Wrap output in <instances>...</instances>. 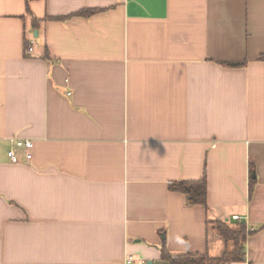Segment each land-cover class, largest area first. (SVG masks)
<instances>
[{
    "label": "crops",
    "instance_id": "1",
    "mask_svg": "<svg viewBox=\"0 0 264 264\" xmlns=\"http://www.w3.org/2000/svg\"><path fill=\"white\" fill-rule=\"evenodd\" d=\"M263 55L264 0H0V264H264Z\"/></svg>",
    "mask_w": 264,
    "mask_h": 264
},
{
    "label": "trees",
    "instance_id": "2",
    "mask_svg": "<svg viewBox=\"0 0 264 264\" xmlns=\"http://www.w3.org/2000/svg\"><path fill=\"white\" fill-rule=\"evenodd\" d=\"M97 10H83L77 16L87 17L96 13ZM63 19H57L61 21ZM39 21L34 20L33 27H38ZM31 43H25V50L28 54L31 48ZM261 61H264V55L261 56ZM230 68H238L245 65V63H225ZM250 185L249 195L252 197L256 185V165L250 163ZM169 190L174 193H181L187 197V203L190 206H201L208 209V176L207 170L203 177L197 181H175L169 184ZM218 234L223 237L227 242H233L235 248L232 251H227L221 258H211L208 254H199L188 252L186 254H172L168 251L166 245L161 249V260L166 264H236L245 260V244L248 233L244 227L241 226L239 232L233 231L227 224L222 222L215 223Z\"/></svg>",
    "mask_w": 264,
    "mask_h": 264
},
{
    "label": "built area",
    "instance_id": "3",
    "mask_svg": "<svg viewBox=\"0 0 264 264\" xmlns=\"http://www.w3.org/2000/svg\"><path fill=\"white\" fill-rule=\"evenodd\" d=\"M33 53V49L30 48L28 51V55H31ZM12 148L9 151V157L12 161V163L16 164L20 162V157L18 155V151L24 153V156L27 161H30L32 159V150L34 148V143L30 140H12ZM239 219L240 218H236ZM134 261L132 256H129L126 260L127 264H131Z\"/></svg>",
    "mask_w": 264,
    "mask_h": 264
},
{
    "label": "water",
    "instance_id": "4",
    "mask_svg": "<svg viewBox=\"0 0 264 264\" xmlns=\"http://www.w3.org/2000/svg\"><path fill=\"white\" fill-rule=\"evenodd\" d=\"M38 35V33L36 32V36Z\"/></svg>",
    "mask_w": 264,
    "mask_h": 264
},
{
    "label": "rangeland",
    "instance_id": "5",
    "mask_svg": "<svg viewBox=\"0 0 264 264\" xmlns=\"http://www.w3.org/2000/svg\"><path fill=\"white\" fill-rule=\"evenodd\" d=\"M235 232H239V231H235Z\"/></svg>",
    "mask_w": 264,
    "mask_h": 264
}]
</instances>
